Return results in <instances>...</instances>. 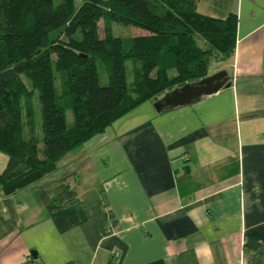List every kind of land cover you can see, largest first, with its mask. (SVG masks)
Listing matches in <instances>:
<instances>
[{
  "label": "crops",
  "instance_id": "1",
  "mask_svg": "<svg viewBox=\"0 0 264 264\" xmlns=\"http://www.w3.org/2000/svg\"><path fill=\"white\" fill-rule=\"evenodd\" d=\"M195 10L236 17L232 56L211 61L229 87L146 101L50 174L0 187V264H264V0Z\"/></svg>",
  "mask_w": 264,
  "mask_h": 264
},
{
  "label": "trees",
  "instance_id": "2",
  "mask_svg": "<svg viewBox=\"0 0 264 264\" xmlns=\"http://www.w3.org/2000/svg\"><path fill=\"white\" fill-rule=\"evenodd\" d=\"M196 2L82 0L74 8L72 0H0V153L7 157L2 192L10 195L50 174L60 158L127 112L203 79L211 61L231 57L235 15L202 16ZM113 23L145 34L114 36ZM126 61L131 62L129 82Z\"/></svg>",
  "mask_w": 264,
  "mask_h": 264
},
{
  "label": "water",
  "instance_id": "3",
  "mask_svg": "<svg viewBox=\"0 0 264 264\" xmlns=\"http://www.w3.org/2000/svg\"><path fill=\"white\" fill-rule=\"evenodd\" d=\"M229 85L226 72L220 70L195 83H186L177 89L164 93L159 100L155 101L153 108L159 112L166 108L192 104L198 101L200 97L213 94L220 89L229 87Z\"/></svg>",
  "mask_w": 264,
  "mask_h": 264
},
{
  "label": "rangeland",
  "instance_id": "4",
  "mask_svg": "<svg viewBox=\"0 0 264 264\" xmlns=\"http://www.w3.org/2000/svg\"><path fill=\"white\" fill-rule=\"evenodd\" d=\"M60 0H52L53 4H57ZM73 1V6L74 8H77L82 0H72ZM98 31L99 35H102L101 31V22L98 23ZM112 33L114 36L121 37V38H127V37H132V36H137V35H142L145 34V31L135 27V26H123L120 24L113 23L112 24ZM130 61H126V81L129 82L131 80V75H130ZM219 64L216 63H210L208 65V74L211 75L212 72L216 69V66ZM221 65V64H220ZM97 74H98V79L101 85H104L106 83V77L103 71L102 66L98 65L97 66ZM173 74V71H169L168 75L171 76ZM213 74V73H212ZM27 86H29L27 84ZM162 97V96H161ZM31 104L33 108V122H34V132L35 136L37 138V148L40 150L41 148V132H40V116H39V103L37 100V94L34 91L32 94L31 98ZM66 120L67 122H70L71 116L70 113L67 111L66 112Z\"/></svg>",
  "mask_w": 264,
  "mask_h": 264
},
{
  "label": "built area",
  "instance_id": "5",
  "mask_svg": "<svg viewBox=\"0 0 264 264\" xmlns=\"http://www.w3.org/2000/svg\"><path fill=\"white\" fill-rule=\"evenodd\" d=\"M119 256V253L118 252H114V257H118Z\"/></svg>",
  "mask_w": 264,
  "mask_h": 264
}]
</instances>
